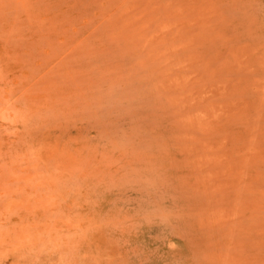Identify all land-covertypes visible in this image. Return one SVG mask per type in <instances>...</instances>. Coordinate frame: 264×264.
<instances>
[{"label":"rangeland","instance_id":"374dc122","mask_svg":"<svg viewBox=\"0 0 264 264\" xmlns=\"http://www.w3.org/2000/svg\"><path fill=\"white\" fill-rule=\"evenodd\" d=\"M0 264H264V0H0Z\"/></svg>","mask_w":264,"mask_h":264}]
</instances>
